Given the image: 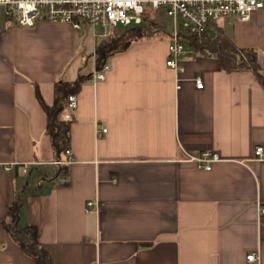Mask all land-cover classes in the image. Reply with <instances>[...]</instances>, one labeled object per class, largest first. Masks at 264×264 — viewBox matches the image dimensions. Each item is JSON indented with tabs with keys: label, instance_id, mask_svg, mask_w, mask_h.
Masks as SVG:
<instances>
[{
	"label": "crops",
	"instance_id": "crops-1",
	"mask_svg": "<svg viewBox=\"0 0 264 264\" xmlns=\"http://www.w3.org/2000/svg\"><path fill=\"white\" fill-rule=\"evenodd\" d=\"M219 34L264 61V5L219 20ZM116 41L103 47L105 78L92 81L98 54L83 74L79 30L0 23V264H37L2 223L26 190L18 225L35 226L53 264H264V88L213 54L187 55L176 74L168 38ZM79 75L65 176L37 92L50 104L55 83ZM95 121L106 133L95 137ZM204 151L218 154L210 170L189 160ZM94 199L97 213L85 211Z\"/></svg>",
	"mask_w": 264,
	"mask_h": 264
},
{
	"label": "built area",
	"instance_id": "built-area-1",
	"mask_svg": "<svg viewBox=\"0 0 264 264\" xmlns=\"http://www.w3.org/2000/svg\"><path fill=\"white\" fill-rule=\"evenodd\" d=\"M263 5L264 0H0V17L3 14L5 21L25 27L33 26L36 21H48L67 23L75 30H83L88 24L101 30L93 33L95 39L109 41L114 37L117 26L139 24L147 8L149 11L162 8L166 18H170V31L167 33L170 42L165 64L177 74L183 72L180 64L189 54L188 50H193L185 41L188 37L195 39L196 43L213 39L215 24L219 20L230 17L247 20ZM97 59L92 81L103 80L110 68L103 56ZM195 85L198 89L203 87L200 78H195ZM76 106L75 94L69 95L65 118L73 117ZM106 131V127L94 122L95 137ZM262 151L263 147L256 146L255 156L261 157ZM70 154L68 149L65 151L66 160L54 162L68 164L71 162ZM218 159L215 151H204L189 160L195 161L201 169L210 170L212 162ZM85 211L97 213L98 202L95 199L86 201ZM259 211L264 213V208ZM246 259L255 261L257 256L251 253Z\"/></svg>",
	"mask_w": 264,
	"mask_h": 264
},
{
	"label": "trees",
	"instance_id": "trees-1",
	"mask_svg": "<svg viewBox=\"0 0 264 264\" xmlns=\"http://www.w3.org/2000/svg\"><path fill=\"white\" fill-rule=\"evenodd\" d=\"M167 18L162 8L154 9L144 13L139 24H130L125 30L112 40L121 38L124 41H139L145 38L160 37L165 32ZM188 47L200 54H213L220 64L227 69H240L252 72L258 82L264 88V61H260L258 52L254 47H239L224 35H217L215 38L205 40L203 43H196V40L188 37ZM105 41H100L95 46V54L103 49ZM109 44V43H107ZM85 77L79 75L72 82L60 81L54 85V98L50 104L43 101L37 92V100L45 113L46 125L45 135L49 138L54 154V161H61L65 151L70 149V125L73 117L65 118L66 102L69 95L79 91ZM65 171V164H57ZM61 174V171H60ZM18 200V199H17ZM15 200L7 213V218L2 222L3 227L8 231L11 238L17 243L23 252L35 259L37 264H53L49 253L41 246L36 237L34 225L20 227L19 204Z\"/></svg>",
	"mask_w": 264,
	"mask_h": 264
},
{
	"label": "rangeland",
	"instance_id": "rangeland-1",
	"mask_svg": "<svg viewBox=\"0 0 264 264\" xmlns=\"http://www.w3.org/2000/svg\"><path fill=\"white\" fill-rule=\"evenodd\" d=\"M146 13H148L149 14V8H147L146 9ZM5 18H4V16H3V14H1V17H0V23H2L3 22V20H4ZM37 22V21H36ZM125 30V27H122V26H117L116 28H115V34H116V36H118V35H120L123 31ZM80 31V36H81V38H82V45H81V52L83 51V53L87 56V57H89L88 58V62H87V65L86 66H83V67H85V69H83L82 70V73L83 74H85V72L86 71H88V70H90V69H92V63H93V59H94V56H92V54L94 53V51H95V49H94V43H95V40H94V38L92 37V35H93V31H92V26L91 25H88V24H86L85 26H84V29H83V31L82 30H79ZM101 30L98 28V27H96L95 28V32L96 33H99ZM169 31H170V18H168L167 19V25H166V29H165V32L166 33H169ZM155 38H161V39H169V37H168V35H167V37L163 34L162 36H160V37H155ZM100 40L98 39L97 40V42H99ZM111 41H115V42H113L112 44L110 43ZM111 41H105L104 42V44H103V46L105 47L106 45H107V43H109L108 45H107V51H109L111 48H112V46L114 45V44H116L117 42H119V41H116V39H114V40H111ZM187 43H188V40H185ZM169 42H170V39H169ZM104 49H106V47L104 48ZM104 49H102V50H100L99 52H98V57L100 58V57H102L103 55H108L107 54V51L106 50H104ZM188 52H189V54H194L193 53V50H188ZM188 54V55H189ZM47 168V167H46ZM45 168V169H46ZM38 170H43V168H38ZM24 176H26V175H24ZM39 178H41V175H39V173H38V171L37 170H34V172H32V175L30 176V177H28V178H26V181L28 182V190L30 189V190H35L36 189V182H37V180L39 179ZM27 192V190L25 191V194L22 196V198L20 197V200H17L18 201V204H19V211H21L20 209H21V201L24 203V209H26V199H27V194L28 193H26Z\"/></svg>",
	"mask_w": 264,
	"mask_h": 264
}]
</instances>
